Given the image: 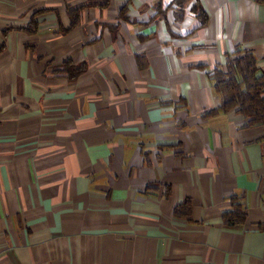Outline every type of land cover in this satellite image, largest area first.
I'll return each mask as SVG.
<instances>
[{
  "label": "crops",
  "instance_id": "crops-1",
  "mask_svg": "<svg viewBox=\"0 0 264 264\" xmlns=\"http://www.w3.org/2000/svg\"><path fill=\"white\" fill-rule=\"evenodd\" d=\"M246 53L254 0H0V264H264V121L208 76Z\"/></svg>",
  "mask_w": 264,
  "mask_h": 264
},
{
  "label": "trees",
  "instance_id": "trees-1",
  "mask_svg": "<svg viewBox=\"0 0 264 264\" xmlns=\"http://www.w3.org/2000/svg\"><path fill=\"white\" fill-rule=\"evenodd\" d=\"M254 1L264 3V0ZM65 69L70 73V80L76 79L80 73V68L69 63H65ZM208 76L220 99L219 111L227 113L237 109V112L248 120V126L262 125L264 73L258 71L251 54L246 53L243 57L228 62L225 70H213ZM243 220L244 215L239 210L224 215V222L228 225L239 224Z\"/></svg>",
  "mask_w": 264,
  "mask_h": 264
}]
</instances>
